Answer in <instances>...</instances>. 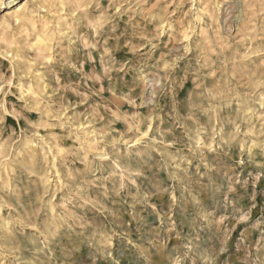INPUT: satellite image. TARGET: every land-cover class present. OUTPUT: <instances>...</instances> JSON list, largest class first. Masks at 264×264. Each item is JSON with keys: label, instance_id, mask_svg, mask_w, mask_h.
<instances>
[{"label": "rangeland", "instance_id": "rangeland-1", "mask_svg": "<svg viewBox=\"0 0 264 264\" xmlns=\"http://www.w3.org/2000/svg\"><path fill=\"white\" fill-rule=\"evenodd\" d=\"M204 1L50 2L52 61L0 55V264H264V0Z\"/></svg>", "mask_w": 264, "mask_h": 264}, {"label": "bare ground", "instance_id": "bare-ground-1", "mask_svg": "<svg viewBox=\"0 0 264 264\" xmlns=\"http://www.w3.org/2000/svg\"><path fill=\"white\" fill-rule=\"evenodd\" d=\"M205 1H204V3H205ZM54 2H57V6L61 8V11L66 10L67 7L81 8V7H83L85 5V0H23V1L19 2V3H14L12 1L9 2L7 4V7L8 8H6V14H4L2 16V18H1V20H0V55L7 56V55L11 54V58L12 59H20L21 58L20 56H21L22 49H23V47H26V48L29 49V51H32L33 52V55H34V58L35 59L43 60V61H45L47 63L51 62L52 61V55H51L52 45H51V43H52V40H53V37H54V33H53L54 32V29L51 26V21H49L48 18H46L45 16L42 17L41 14L39 13V10L41 8H48L46 5L48 3H50L51 5H53ZM225 4H227V3H225ZM252 5H253V3H252ZM89 6H90V4H89ZM198 9H199V7H198ZM209 10L205 9L206 12H210ZM51 12H52V10H51ZM59 19H61V18H59ZM91 22L92 21H90V23ZM69 23H70V21H69ZM164 27H166V26H164ZM216 27H218V26H216ZM158 28H159V26H158ZM56 32H57V30H56ZM57 35H58V33H57ZM207 40H209V39H207ZM247 57H249V56H247ZM23 88L24 87L21 86V89H23ZM27 92H29L31 94L34 93L32 87H28ZM198 142H200V141H198ZM34 144H35V142H34ZM25 145L28 146L31 149V142L30 141H27L25 143ZM58 149H59V152H62V149L61 148H58ZM127 153H128V151H127ZM30 155H31V157H34V151H33V149L31 151V154ZM105 157H107V156H105ZM10 167H12V166H10ZM48 174L49 173L47 172V175ZM49 180H50V178H49Z\"/></svg>", "mask_w": 264, "mask_h": 264}]
</instances>
